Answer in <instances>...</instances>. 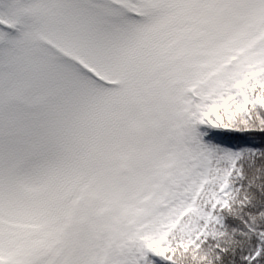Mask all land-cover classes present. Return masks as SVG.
Wrapping results in <instances>:
<instances>
[{
    "label": "snow or ice",
    "instance_id": "obj_1",
    "mask_svg": "<svg viewBox=\"0 0 264 264\" xmlns=\"http://www.w3.org/2000/svg\"><path fill=\"white\" fill-rule=\"evenodd\" d=\"M0 264H264V0H0Z\"/></svg>",
    "mask_w": 264,
    "mask_h": 264
}]
</instances>
